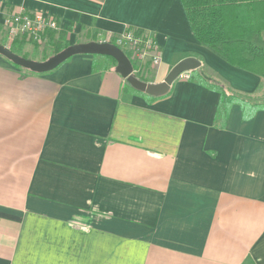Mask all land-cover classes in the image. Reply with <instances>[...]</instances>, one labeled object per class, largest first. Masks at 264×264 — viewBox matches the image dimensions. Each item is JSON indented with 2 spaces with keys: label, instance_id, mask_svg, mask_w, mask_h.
Here are the masks:
<instances>
[{
  "label": "crops",
  "instance_id": "1",
  "mask_svg": "<svg viewBox=\"0 0 264 264\" xmlns=\"http://www.w3.org/2000/svg\"><path fill=\"white\" fill-rule=\"evenodd\" d=\"M21 12L66 46L141 31L160 55L147 83L192 57L235 91L264 85L194 38L180 0H0V38ZM124 81L100 56L37 74L0 55V264H264V110L216 119L201 85L150 100Z\"/></svg>",
  "mask_w": 264,
  "mask_h": 264
},
{
  "label": "trees",
  "instance_id": "2",
  "mask_svg": "<svg viewBox=\"0 0 264 264\" xmlns=\"http://www.w3.org/2000/svg\"><path fill=\"white\" fill-rule=\"evenodd\" d=\"M180 1L194 38L204 48L228 65L253 74L264 82V0ZM125 32L147 39L139 30L127 29ZM65 34V31L59 29L47 30L39 37L41 43L34 40L33 37L28 38L27 35H24L13 39L8 49L20 56L13 48L20 50V53L27 45L32 44L33 47L39 48L40 44H47L52 49L51 55H54L67 47L62 41ZM115 39L113 38L110 43L120 48ZM100 57L108 59L116 65L112 58ZM46 59L43 56L41 61ZM136 68L137 66L133 64L134 71ZM134 75L140 81L146 82L139 73L135 72ZM188 81L220 95L216 119L226 120L232 105L240 106L243 120L250 119L258 110H264V85L253 94L238 92L208 75L201 68L190 72ZM124 87L147 97V99H156L136 91L126 81H124Z\"/></svg>",
  "mask_w": 264,
  "mask_h": 264
},
{
  "label": "water",
  "instance_id": "3",
  "mask_svg": "<svg viewBox=\"0 0 264 264\" xmlns=\"http://www.w3.org/2000/svg\"><path fill=\"white\" fill-rule=\"evenodd\" d=\"M0 55L12 64L32 73L42 74L55 70L66 60L76 55L107 56L115 62V71L133 89L151 97L166 95L172 84L185 72H192L201 66L195 58H185L179 61L160 83H147L137 79L133 73V65L127 55L119 47L110 42H87L67 46L44 61H32L12 53L7 47L0 45Z\"/></svg>",
  "mask_w": 264,
  "mask_h": 264
},
{
  "label": "built area",
  "instance_id": "4",
  "mask_svg": "<svg viewBox=\"0 0 264 264\" xmlns=\"http://www.w3.org/2000/svg\"><path fill=\"white\" fill-rule=\"evenodd\" d=\"M5 30L8 39L11 41L17 37L27 35L28 38L33 37L34 40L40 42V35L47 30H56L58 25L51 17H42L40 15H32L26 12L14 14L5 20ZM116 43L120 45V49H129L134 65L140 66L144 60L149 59L152 65L157 66L160 63V55L156 44L150 38L142 39L136 37L132 33H123L116 39ZM133 65V64H132ZM133 70V73L136 72ZM189 72L181 74L182 79H189ZM178 77V78H179Z\"/></svg>",
  "mask_w": 264,
  "mask_h": 264
},
{
  "label": "rangeland",
  "instance_id": "5",
  "mask_svg": "<svg viewBox=\"0 0 264 264\" xmlns=\"http://www.w3.org/2000/svg\"><path fill=\"white\" fill-rule=\"evenodd\" d=\"M10 17V16H9ZM8 16L7 17H5V19H4V23H3V29H2V35L4 36V33H5V35H6V30H5V26H4V24H5V20L7 19V18H9ZM6 37H7V35H6ZM5 36L4 37H2V38H0V45L1 46H4V44L6 43V46H8V48H9V46H10V44H11V40L10 39H8V37L6 38ZM7 40V41H6ZM60 41V40H59ZM5 42V43H4ZM61 42V41H60ZM30 45H32V44H30ZM26 46L25 47V51H22V52H20L19 53V51L20 50H18L17 48H13V50L15 51V52H17L18 54H20V56H22V57H24L25 59H28V60H32V61H41V59H43V56H44V58H49V57H51V56H53V55H51V51H52V49H51V47L50 46H48L47 44H40V46H39V48H37V47H33V45L32 46ZM123 51H125V52H127V54H130L131 52H130V50L129 49H123ZM130 56V55H129ZM4 58V57H3ZM27 71V70H26Z\"/></svg>",
  "mask_w": 264,
  "mask_h": 264
}]
</instances>
